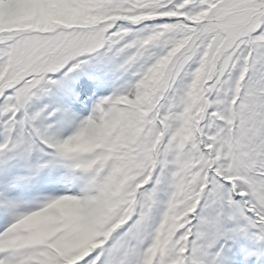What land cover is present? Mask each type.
Here are the masks:
<instances>
[{"label": "snow or ice", "instance_id": "6c2138e0", "mask_svg": "<svg viewBox=\"0 0 264 264\" xmlns=\"http://www.w3.org/2000/svg\"><path fill=\"white\" fill-rule=\"evenodd\" d=\"M0 264H264V0H0Z\"/></svg>", "mask_w": 264, "mask_h": 264}]
</instances>
